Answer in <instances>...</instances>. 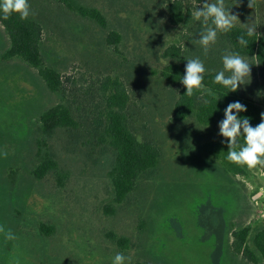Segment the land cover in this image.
<instances>
[{
	"label": "rangeland",
	"instance_id": "1",
	"mask_svg": "<svg viewBox=\"0 0 264 264\" xmlns=\"http://www.w3.org/2000/svg\"><path fill=\"white\" fill-rule=\"evenodd\" d=\"M172 1L28 0L30 16L43 27L45 63L62 75L58 94L26 62L1 58L10 38L0 23V187L10 198L0 226L15 237L6 239L10 251L0 253V264H112L117 253L130 258L125 264H255L227 250L228 238L233 241L228 227L251 226L252 234L264 227V167H232L221 150L219 123L177 120L182 85L162 76L177 61L164 55L173 45L184 62L203 60L206 72L222 70V56L234 51L218 34L205 57L196 43L204 25L192 18L205 0H181L190 17L177 26L168 11ZM248 3L225 0L241 23L257 17L256 32L263 34L264 0L254 8ZM84 7L99 9L107 26L83 14ZM111 32L121 35L118 44L108 42ZM244 58L252 73L241 91L264 113L260 64ZM109 77L127 89L132 131L161 154L159 166L120 202L110 175L115 152L99 125ZM57 104L72 109L78 126L45 135L39 115ZM45 152L57 167L40 179L33 172ZM40 224L52 233L41 232Z\"/></svg>",
	"mask_w": 264,
	"mask_h": 264
},
{
	"label": "trees",
	"instance_id": "2",
	"mask_svg": "<svg viewBox=\"0 0 264 264\" xmlns=\"http://www.w3.org/2000/svg\"><path fill=\"white\" fill-rule=\"evenodd\" d=\"M170 19L173 25H181L189 20L190 14L185 9L181 0H174L168 5ZM83 14L96 20L101 26H107V19L97 8H82ZM0 23L5 28L9 38L10 46L1 55L4 60L20 59L31 67L39 71V75L45 81L49 90L58 94L62 90L63 82L60 72L45 63L42 54L43 27L34 17L29 16L26 20H21L18 14L13 13L9 19L3 18L0 12ZM210 23V22H209ZM223 39L229 42L234 52H238L242 57L255 59L261 67L264 77V33L255 32L252 37H247L245 29L241 26L234 27L228 33H218ZM245 35L248 40L247 47H241L238 38ZM121 35L118 32H111L108 36L110 44H118ZM164 55L176 59L162 70L163 78L175 85H182L180 97L175 106V118L180 121L195 117L201 124L211 125L220 123L224 119V110L231 102L239 101L247 108L246 112H241L240 116L247 117L253 127L261 122L262 107L255 100L246 97L241 88L237 92H230L222 85L214 84L213 80L217 72H205L203 83L206 88L212 90V95L206 91H196L189 97L186 94V88L181 83L185 74L186 62H184L181 48L173 45L169 47ZM108 92L107 110L105 121L99 122L104 126L102 137L106 140L115 152V162L111 170V179L115 189L117 200L123 201L131 192H133L138 182L144 174L156 169L161 162V154L158 148L151 142L142 141L132 131L128 114L129 94L120 78H108L105 84ZM41 123L40 130L45 135H52L60 128L75 129L78 126L72 109L64 104H57L44 110L39 115ZM10 129V128H9ZM18 133L20 130L14 128ZM41 141H39L40 143ZM238 143L242 146L244 138L241 136ZM221 150L227 160L228 146L226 139L221 136ZM42 150V149H41ZM238 150V149H237ZM232 167H236L238 172H244V169L233 162H229ZM57 164L45 152L41 155V160L34 170L37 178H43ZM10 184H15L14 174L10 176ZM11 188L7 191L10 193ZM9 196L6 191L0 187V210L9 208ZM1 219V218H0ZM4 219H1L3 224ZM233 241L227 243V250L232 249L235 253H242L246 258L255 264H264V227L259 228L252 234L251 226H235L229 223ZM40 230L44 233H52V229L45 224H40ZM0 253H8V243L5 233L1 232ZM252 240V245H251ZM7 249V250H6ZM133 264H147L136 262Z\"/></svg>",
	"mask_w": 264,
	"mask_h": 264
},
{
	"label": "clouds",
	"instance_id": "3",
	"mask_svg": "<svg viewBox=\"0 0 264 264\" xmlns=\"http://www.w3.org/2000/svg\"><path fill=\"white\" fill-rule=\"evenodd\" d=\"M255 2L256 0H249L248 7L254 8ZM231 9L226 7L225 0H205L202 8H197L192 12V18L196 21L202 20L204 25V30L200 33L196 43L203 48L205 57H207L211 46L216 43L218 33H228L237 24L244 27L247 37H252L256 32L257 17L253 21L252 16H249L247 23H241L239 14H233ZM0 12L3 13L4 19H9L15 13L21 20H26L32 14L28 0H0ZM238 43L241 47L248 46L245 35L238 38ZM186 60L185 74L181 79V83L187 90L185 95L191 97L196 91H206L212 95V90L206 88L203 83L206 72L204 61L199 57ZM222 63L223 68L216 73L214 84L222 85L230 92H237L242 85L251 83L252 64L238 52L224 54ZM246 111V106L239 101L229 103L224 110V119L219 123V134L227 141V160L247 166L249 170H252L257 166L264 167V113H261V122L253 127L249 118L240 116L241 112ZM241 136L244 138L242 146L238 143ZM4 155L7 154L4 153ZM0 232L5 233L7 240L15 238L10 230L5 232L3 226H0ZM128 259L130 258L125 257L123 253H117L112 264H125Z\"/></svg>",
	"mask_w": 264,
	"mask_h": 264
}]
</instances>
